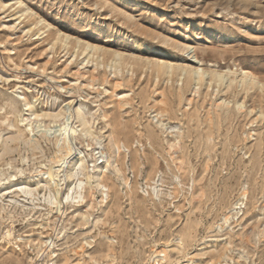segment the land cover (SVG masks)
<instances>
[{
	"label": "rangeland",
	"instance_id": "obj_1",
	"mask_svg": "<svg viewBox=\"0 0 264 264\" xmlns=\"http://www.w3.org/2000/svg\"><path fill=\"white\" fill-rule=\"evenodd\" d=\"M22 1L0 9V264H264V87L228 81L264 83V0ZM54 139L91 175L106 153L105 191L44 203Z\"/></svg>",
	"mask_w": 264,
	"mask_h": 264
},
{
	"label": "bare ground",
	"instance_id": "obj_2",
	"mask_svg": "<svg viewBox=\"0 0 264 264\" xmlns=\"http://www.w3.org/2000/svg\"><path fill=\"white\" fill-rule=\"evenodd\" d=\"M0 9H11L12 11H15V14H17V19H21V18H25L26 16L30 15L31 11L30 9L27 7V5L22 1V0H7V2L4 3H0ZM14 15V14H13ZM7 19V18H6ZM8 22V21H7ZM37 25H43V20L40 19L38 20V22L36 23ZM6 27L8 28H15L14 25H7ZM27 31L30 30V28L25 29ZM59 36V35H58ZM64 39V37H63ZM57 40V38H56ZM65 41L68 40V36L65 37L64 39ZM78 43V42H77ZM185 48H189L188 46H186ZM191 49V47H190ZM189 49V51H190ZM84 51L87 50L88 53L90 55H93V50L91 46L87 45L85 46V49H83ZM192 59L189 60L191 63H193L194 65H186L187 63H181V65H177L176 68L178 70L181 71V73L184 74H191L194 75L193 77L196 78L197 82L203 81L205 74H206V70H204L202 67H200L199 65V61L196 58V55L193 54L191 55ZM190 59V58H188ZM164 63V61H163ZM162 63V64H163ZM166 63V62H165ZM169 64V63H168ZM180 64V63H179ZM190 64V63H189ZM161 65V64H160ZM175 66V64H174ZM174 66L169 64L167 65V69L172 71L174 69ZM162 68L164 69V66H162ZM166 68V67H165ZM228 70V69H227ZM213 71V70H212ZM231 74L230 71H227ZM209 73V71H208ZM170 74V73H169ZM210 74V73H209ZM212 78H214L215 81H217L218 83H222V81L224 79H227V75L224 72H213L211 74ZM182 77V76H181ZM180 77V78H181ZM187 77V76H186ZM229 77V74H228ZM230 78V77H229ZM228 81L230 82L229 84H231L232 82H238L241 83L242 85H244L245 88H249V87H253L255 85H260L261 87H264V83H260V81L253 76L250 72L246 71V70H240L238 75H235L233 79H229ZM211 81V80H210ZM213 81V80H212ZM226 82V81H225ZM262 82V81H261ZM233 84V83H232ZM240 85V84H238ZM260 88V87H259ZM236 90V89H235ZM261 90V89H260ZM120 101V100H119ZM32 104V102H31ZM25 106H27L28 108H30V103L26 102ZM245 109V108H244ZM37 111V110H36ZM70 111V109H69ZM72 111V109H71ZM31 114H34V116L38 117V116H49V114H35L34 112H31ZM65 115V114H64ZM71 115V114H70ZM69 116H62L61 113H55L52 116L54 119L58 118L61 123L60 126H58L57 128V132H63L66 133L67 131H70V127H68L67 123L69 121ZM32 117V116H31ZM79 119L82 121V125L84 127V132L85 134H88L89 136H91V132L89 131L88 127H87V122L84 119V117L79 114ZM26 118V117H25ZM39 118V117H38ZM23 120L24 117L22 118ZM28 119V118H27ZM31 119V118H30ZM29 119V120H30ZM28 120V121H29ZM39 120V119H38ZM56 121V120H55ZM70 122V121H69ZM22 123V122H21ZM54 123V122H53ZM57 123V122H56ZM51 124V122H50ZM55 124V123H54ZM36 125V124H35ZM39 125V124H38ZM29 127V126H28ZM36 127V126H35ZM42 127V126H41ZM27 128V126H26ZM48 128V127H47ZM28 129V128H27ZM26 129V130H27ZM30 129V128H29ZM50 129V128H49ZM48 129V130H49ZM51 130V129H50ZM56 131L54 133H56ZM20 132V131H19ZM21 133V132H20ZM24 133V132H23ZM22 133V134H23ZM30 134V133H29ZM41 135V134H40ZM56 135V134H55ZM61 136V135H60ZM21 137V136H20ZM45 137V136H44ZM62 137V136H61ZM69 137V136H68ZM18 138V135H17ZM24 138V137H22ZM19 139V140H22ZM29 138V137H28ZM26 138V141H28L29 139ZM11 139V138H10ZM28 139V140H27ZM33 139V138H32ZM61 139V138H60ZM92 139V138H91ZM13 141V139H11ZM10 140V141H11ZM18 140V141H19ZM24 140V139H23ZM56 140V139H54ZM11 141V142H12ZM69 141V142H68ZM99 141V140H97ZM17 142V141H16ZM15 142V143H16ZM22 142V141H21ZM68 142V146L64 144V142L57 141L56 140V145L57 146H61L63 145L64 147V151L65 154L63 156H61L60 158H58L56 160V164H57V169L55 170L56 175H52V173L50 172H43V178H44V182L42 184L43 188H46L48 190V196L45 198L44 197V203L50 205L51 207H56V206H62V208L64 207V204L67 203H78L80 201H84L86 198L85 195V190L82 191V187H83V180L81 179L82 177L85 178L86 183H87V189H88V196L92 197L94 194V190L93 187L90 184L91 179L95 180V188L96 190L99 189L102 192L105 191V185L102 184L100 182V179L102 177V172L105 173L104 171H107V168H102V166H100V164H102L103 162L107 161V156L106 153L103 151H99L98 152V156L96 157V162L98 164H96L97 170L95 175H91L89 174V172L87 171V167L83 164L82 159L80 158V154H76L75 153V149H74V145L72 144V142L70 141V139L67 140ZM66 142V143H67ZM236 142V141H235ZM32 143H36V142H32ZM19 144V143H18ZM25 144V142H24ZM27 144V143H26ZM15 145V144H14ZM28 146L30 145L31 148L29 147V149H35L34 147L38 146L37 144L34 145V147H32L33 144L29 143L27 144ZM26 145V146H27ZM119 147V146H118ZM8 148V147H7ZM12 149V148H10ZM9 149V150H10ZM7 150V149H6ZM5 150V151H6ZM9 150H7V152H10ZM116 150V149H115ZM80 153V152H79ZM91 153V152H90ZM92 154V153H91ZM93 155V154H92ZM105 158V159H104ZM101 159V160H100ZM100 160V161H99ZM99 161V162H98ZM115 165V164H114ZM21 172V171H20ZM13 177V178H12ZM12 179H15L14 175H11ZM4 181V180H3ZM6 183V182H5ZM2 184V183H1ZM107 190V189H106ZM17 191L19 192L23 198H28V197H34V193L35 189L30 188L26 185H21V184H13L12 186V190L9 191L10 192H14ZM2 192V191H1ZM6 192V191H5ZM4 193V192H3ZM2 194V193H1ZM60 195V196H59ZM105 197L107 196L106 193H104ZM104 197V198H105ZM32 200V199H30ZM13 204L15 205H19L20 203L17 200H10ZM30 202V201H29ZM33 202V201H32ZM31 202V203H32ZM32 207L35 208V206L32 204ZM82 217H85L82 215ZM52 242L49 241V244H51ZM43 251V250H42ZM38 257V256H37Z\"/></svg>",
	"mask_w": 264,
	"mask_h": 264
}]
</instances>
